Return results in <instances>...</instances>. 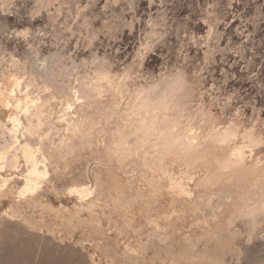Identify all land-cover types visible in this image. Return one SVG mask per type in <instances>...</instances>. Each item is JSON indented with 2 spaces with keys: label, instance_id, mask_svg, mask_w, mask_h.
I'll use <instances>...</instances> for the list:
<instances>
[{
  "label": "bare ground",
  "instance_id": "6f19581e",
  "mask_svg": "<svg viewBox=\"0 0 264 264\" xmlns=\"http://www.w3.org/2000/svg\"><path fill=\"white\" fill-rule=\"evenodd\" d=\"M110 1L113 7L123 2ZM26 2L30 15L46 18L58 38L79 36L89 46L102 34L114 36L125 15L99 18L91 3L79 0H0V13ZM206 24L210 36L217 22ZM4 29L0 22V33ZM31 32L15 35L29 42ZM161 34L147 33L142 50L154 48ZM215 35L220 38L218 30ZM190 38L195 41L196 33ZM214 59L208 45L205 61ZM160 74H176L187 84L186 107L198 126L241 114L227 116V104L206 100L199 69L192 78L182 66ZM158 75L144 72L142 51L118 71L96 52L78 61L64 47L47 54L0 50V264H43L44 253L75 264H200L207 256L222 257L225 264H264V240L214 238L224 227L214 222L226 209L230 185H202L206 173L200 172L183 188L167 184L156 156L140 152L134 142L118 151L126 140L129 102ZM241 116L245 124L264 125ZM255 155L259 163L264 147ZM174 175L187 173L176 168ZM177 188L187 197L175 195ZM7 240L15 248L6 253ZM16 247H36L34 260L20 258Z\"/></svg>",
  "mask_w": 264,
  "mask_h": 264
},
{
  "label": "rangeland",
  "instance_id": "374dc122",
  "mask_svg": "<svg viewBox=\"0 0 264 264\" xmlns=\"http://www.w3.org/2000/svg\"><path fill=\"white\" fill-rule=\"evenodd\" d=\"M79 1L83 6L92 2ZM120 2L114 7L111 1L106 3V0L89 4L93 15L99 18L104 14L121 16L125 13L124 17L121 16L124 19L119 33L111 37L102 34L90 46L79 36L58 38L56 28L46 18L30 15V2L19 3L16 9L0 13V22L7 28L0 33L1 53L17 51L23 55L33 49L47 54L64 47L78 61L89 57L91 52L107 56L114 68L120 71L142 51L144 72L158 75L182 66L192 78L195 69H199L207 93L206 100L213 98L221 107L227 104V116L240 112L245 122H264V0H133L134 5L126 0ZM207 20L217 22V29L210 36ZM27 28L33 32L29 42L15 35ZM157 30L163 34L156 46L148 52L142 50L146 34L158 38ZM217 30L220 38L215 35ZM192 32L197 35L195 41L190 38ZM217 44L223 51L215 49ZM208 45L215 57L211 63L205 61ZM14 248L7 240L3 250L7 253ZM14 253L33 261L37 251L36 247L26 250L18 247ZM43 255V264H75L67 262L64 255Z\"/></svg>",
  "mask_w": 264,
  "mask_h": 264
},
{
  "label": "clouds",
  "instance_id": "9594fccd",
  "mask_svg": "<svg viewBox=\"0 0 264 264\" xmlns=\"http://www.w3.org/2000/svg\"><path fill=\"white\" fill-rule=\"evenodd\" d=\"M186 97L187 84L181 77H153L129 102L130 112L124 117L129 121L126 140L118 151L134 142L140 152L156 156L155 164L168 174L167 184L179 183L183 188L189 177L200 172L206 173L202 185H230L226 209L214 222L224 227L214 238L264 240V157L258 163L255 155L264 147V125L245 124L237 113L225 123L198 126L190 119ZM176 168L187 176L174 175ZM181 188L175 195L187 197ZM200 264H225V259L207 256Z\"/></svg>",
  "mask_w": 264,
  "mask_h": 264
}]
</instances>
